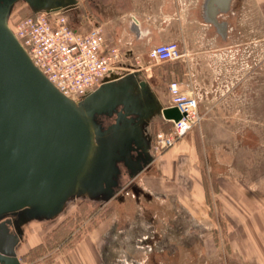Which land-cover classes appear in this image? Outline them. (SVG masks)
I'll list each match as a JSON object with an SVG mask.
<instances>
[{
  "label": "rangeland",
  "instance_id": "374dc122",
  "mask_svg": "<svg viewBox=\"0 0 264 264\" xmlns=\"http://www.w3.org/2000/svg\"><path fill=\"white\" fill-rule=\"evenodd\" d=\"M78 1L68 13L72 25L83 30L100 26L108 46L122 52L114 44L133 12L152 13L158 8L156 4L135 6L133 0ZM30 15L26 4L15 5L9 26L18 34L19 24ZM255 28L258 35L264 34V10ZM179 48L181 57L175 61L156 62L128 50L123 63L129 70L140 69L154 91L160 92L166 82L178 80L167 68L184 58ZM222 57L216 64L203 65L208 71L204 69L202 77L212 82L210 112L189 135L197 146L207 213L196 217L172 196L150 192L146 182L154 162L133 180L137 193L126 182L110 201L76 199L54 220L29 222L25 238L31 236L33 242L24 241L17 248L21 264H73L71 250L88 237L98 238L96 247L101 254L114 257L107 264H153L154 258L164 264H264L263 237L255 246L261 256L256 262L247 260V247L238 238L241 226L264 225V37L254 39L245 52L234 47L233 53ZM163 69L167 77L160 74ZM169 129L170 123L162 117L148 127L155 159L158 152L153 139ZM190 184L185 182L186 191Z\"/></svg>",
  "mask_w": 264,
  "mask_h": 264
},
{
  "label": "water",
  "instance_id": "95a60500",
  "mask_svg": "<svg viewBox=\"0 0 264 264\" xmlns=\"http://www.w3.org/2000/svg\"><path fill=\"white\" fill-rule=\"evenodd\" d=\"M19 1L33 14L70 11L79 1L0 0V220L50 221L73 200L113 199L118 163L129 162L133 151L149 152L150 123L157 117L177 122L182 114L162 106L140 71L109 73L79 101L65 96L9 26ZM215 3L207 6L212 21ZM114 114L116 123L107 128L97 120ZM7 221L0 223V264H21L16 248L22 232L9 233Z\"/></svg>",
  "mask_w": 264,
  "mask_h": 264
},
{
  "label": "crops",
  "instance_id": "0c3cea01",
  "mask_svg": "<svg viewBox=\"0 0 264 264\" xmlns=\"http://www.w3.org/2000/svg\"><path fill=\"white\" fill-rule=\"evenodd\" d=\"M210 1L133 0L135 6L156 4L158 8L152 13L135 10L127 21V29L121 33L118 43L114 44L120 45L119 47L123 48L125 54L126 51L131 50L134 54L144 58L156 46L171 42L179 43L184 58L180 62L170 64L167 69L170 74H174L178 78L177 82L183 92L197 98L202 117L204 114L207 116L210 112L207 106L210 101V85H212L209 77H202L203 70L208 71V67L204 68L203 65L206 63H208L207 65L209 63L210 65L216 64L223 60L222 56L233 53L234 47L237 51L245 52L254 39L264 37V34L258 35L255 28L256 18L263 14L264 0H228L226 8L223 7L225 5L223 0H217L214 5L217 9L214 16L215 21L209 17L207 6ZM77 28L85 31L82 26H77ZM160 74L163 77L168 75L164 69L160 71ZM172 81L176 80L166 82L160 92L155 91L163 107L170 106L171 97L168 85ZM97 120L106 126L109 121L114 120V117L108 120L107 116H97ZM190 133L172 148L159 153L156 159L153 155L156 162L155 169L150 170L146 183H148L150 192L166 194L167 197L172 196L178 204L187 208L191 214H195L194 216L197 217L207 213L209 202L204 181L198 172L197 146L191 141ZM139 175L130 177L127 172H124L119 177V182L123 184L130 180V189L137 193L138 188L133 180ZM187 181L191 184L189 190L186 191L185 182ZM230 198H234V195ZM66 209L67 207L64 211ZM30 226L26 224L23 227V240L17 248L24 241L27 244L33 242L31 236L25 238ZM246 226H241L242 232L238 234V238L240 243L247 247V260L256 262L261 256L256 252L255 246L259 245L262 237L264 239V225ZM237 228H239L238 225ZM232 231H234V227L230 225V232ZM232 234L229 242L231 250L234 247ZM97 240L98 238L88 237L78 243L71 250V255L69 254L73 264H107V261L112 260L114 258L112 255L101 254L97 250ZM218 243L217 245H219ZM153 264H164V262L154 258Z\"/></svg>",
  "mask_w": 264,
  "mask_h": 264
},
{
  "label": "built area",
  "instance_id": "2783aa9c",
  "mask_svg": "<svg viewBox=\"0 0 264 264\" xmlns=\"http://www.w3.org/2000/svg\"><path fill=\"white\" fill-rule=\"evenodd\" d=\"M68 13L32 14L21 21L18 34L13 31L35 66L60 92L79 101L100 88L109 73L140 71L124 66V52L108 46L100 26L79 30ZM148 56L156 62H171L181 57V51L171 42L154 47ZM168 92L170 106L177 107L182 118L177 122L163 118L170 129L160 131L153 139L158 154L175 146L202 120L197 98L183 92L177 81L168 85Z\"/></svg>",
  "mask_w": 264,
  "mask_h": 264
},
{
  "label": "flooded vegetation",
  "instance_id": "af4514ba",
  "mask_svg": "<svg viewBox=\"0 0 264 264\" xmlns=\"http://www.w3.org/2000/svg\"><path fill=\"white\" fill-rule=\"evenodd\" d=\"M19 3H24L26 4L24 1H19L17 4ZM16 4V5H17ZM27 5V4H26ZM28 6V5H27ZM29 7V6H28ZM30 9V8H29ZM108 117V120H111L113 117H114V120L112 122H108V124L106 126H104L102 123V125L107 128L113 124L116 123V119H117V115L114 114L113 116H107ZM105 121V124L107 123ZM148 134L150 136V142H149V145H150V149H149V152L147 154H145L142 150H136V151H133L131 153V159L129 162H119L117 167H118V175L116 177V186L114 187V190L116 192H118L122 187H123V184L127 182V184L129 183L130 180L124 182L123 184L119 182V177L124 173V172H127L129 174L130 177H133L134 175V170L137 169L138 166H141L143 167L142 171H140L139 174H141L143 171L147 170V169H150L151 168V165H153V163L155 162L154 160V157H153V152H152V134L150 131H148ZM23 217L22 216H9V217H6L4 218L3 220H0V223L1 221H4V220H8L6 225L8 227V232L11 233V234H16V235H20V232H22V234L19 236L21 241L23 240V235H24V232H23V227L28 224L29 222L31 221H28V222H24L23 221ZM36 221V220H34Z\"/></svg>",
  "mask_w": 264,
  "mask_h": 264
},
{
  "label": "trees",
  "instance_id": "16d2710c",
  "mask_svg": "<svg viewBox=\"0 0 264 264\" xmlns=\"http://www.w3.org/2000/svg\"><path fill=\"white\" fill-rule=\"evenodd\" d=\"M33 13L31 12V15H32Z\"/></svg>",
  "mask_w": 264,
  "mask_h": 264
}]
</instances>
